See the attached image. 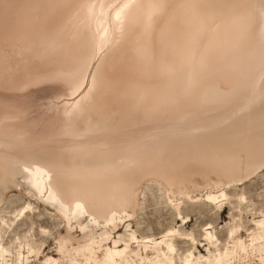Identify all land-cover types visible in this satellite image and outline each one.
<instances>
[{"label": "bare ground", "instance_id": "bare-ground-1", "mask_svg": "<svg viewBox=\"0 0 264 264\" xmlns=\"http://www.w3.org/2000/svg\"><path fill=\"white\" fill-rule=\"evenodd\" d=\"M49 85L63 90L62 112L34 121L22 101ZM262 96L264 0H0V189L22 174L33 197L68 226L89 214L81 229L89 244L76 253L92 264H125L132 244L167 250L140 263L176 264L173 230L160 242L131 234L123 249L115 240L103 250L107 230L99 241L90 235L100 219L103 229L117 228L116 215L146 178L175 187L188 173L246 177L244 160L264 157V132L246 136L249 151L219 143L217 130L189 132L253 102L226 130L244 138L252 120L264 116ZM92 136L100 139L84 141ZM258 227L252 248L264 243V220ZM206 240L219 252L211 232ZM232 241L225 257L190 253L182 264H236L249 252Z\"/></svg>", "mask_w": 264, "mask_h": 264}, {"label": "rangeland", "instance_id": "rangeland-1", "mask_svg": "<svg viewBox=\"0 0 264 264\" xmlns=\"http://www.w3.org/2000/svg\"><path fill=\"white\" fill-rule=\"evenodd\" d=\"M63 94V90L58 86H42L34 89L22 102L34 121L47 122L62 112ZM260 99L263 101L264 96ZM254 104H248L235 117L225 121L217 120L212 128L205 130L199 124L189 133L207 134L221 129V134L215 131L219 143L235 144L237 148L249 151L254 145L246 139L252 134L255 135V132H264V116L252 120V127L247 130L244 138L240 136V131L227 133L226 130L231 125L240 124L243 117L252 111L250 109ZM260 111H264V106L258 110ZM263 135L261 136L264 140ZM96 138L100 139L98 136H92L84 141L94 143L97 142ZM239 140L243 141L244 147H240ZM245 160L244 169L246 167L247 171L249 170L248 173L245 172L248 174L247 178L242 176L228 179L207 172L188 173L185 175L186 180L175 187L146 178L137 187V194L125 204L124 212L116 215L117 228L103 229L104 220L100 219V227L94 230L90 238L99 241V235L107 230L111 232V239L104 243L103 250L107 247L114 248L115 240L121 241L115 247L123 249L126 243L132 244L131 234L140 240L149 238L160 242L167 232L173 230L177 233L173 237L176 247L173 259L176 264H182L184 257L190 253L195 258H208L210 252L216 255L220 253L225 257L226 252L233 249L234 238L235 241L245 244L249 252L236 264H264V243L250 247L253 236L259 231L258 222L264 220V157L248 156ZM118 162L121 163L122 160ZM33 196L28 179L22 174L17 175L6 189H0V248L5 250V253L0 252V264H70V261L92 264L76 253L78 248L89 244L88 240L83 238L81 229L91 223L92 217L85 214L78 220H72L68 226L55 208L44 205ZM209 196H216L217 200H210ZM28 205L31 206L29 213L20 216V212ZM207 232L214 235L213 242H218L216 246L219 252L206 240ZM62 245L66 247L63 255L59 253ZM131 246L133 258L125 264H149L140 263L141 257H147L150 261L162 251L167 253L165 246ZM30 249L33 250L32 253ZM98 256L102 257V252H99Z\"/></svg>", "mask_w": 264, "mask_h": 264}]
</instances>
